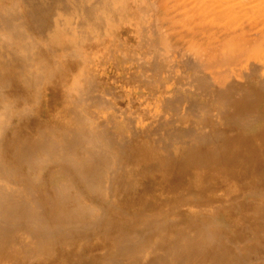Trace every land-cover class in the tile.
Segmentation results:
<instances>
[{"label":"bare ground","instance_id":"6f19581e","mask_svg":"<svg viewBox=\"0 0 264 264\" xmlns=\"http://www.w3.org/2000/svg\"><path fill=\"white\" fill-rule=\"evenodd\" d=\"M0 264H264V0H0Z\"/></svg>","mask_w":264,"mask_h":264},{"label":"rangeland","instance_id":"374dc122","mask_svg":"<svg viewBox=\"0 0 264 264\" xmlns=\"http://www.w3.org/2000/svg\"><path fill=\"white\" fill-rule=\"evenodd\" d=\"M165 47H166V46H165ZM167 47L169 48L168 45H167ZM167 47H166V48H167ZM170 47H172V46H170ZM168 48H167V51H168V52H166L165 54H168L169 51H170L171 53H173L172 50H170V48H169V50H168ZM171 49H172V48H171ZM174 49H175V48H173V51H175ZM163 51H164V50H163ZM119 59H121V58H119ZM119 59H118V60H119ZM113 63H114V62H112V61L109 62V63H107V64H106V68H108L107 71L109 72V74H111V73H112L113 75H114V73L117 74V76L114 75V76L117 77V78L115 77V78L117 79V82L114 83V87L116 86L117 89H116V88H114V89H115L116 91H118L120 94L123 93L124 91H125V92H124L123 94H126V93H127L126 90H128V91L130 92V94H128V97H130V98L132 97V98H131L132 101H136V100H137L136 95H138V94L141 93L142 91L139 90V89H137V92H136V90L132 89L133 84H132V86L130 87V86L128 85V83H126V84H122L123 82L121 83V82L119 81V78H122L121 76L124 77V76L127 75V74H128L129 76H130V74H131V76L133 75V72H132V71H134V69L131 68V67H129V66H130L129 64H130L131 62H127V64H125V65H124L123 62H122V64L124 65V66H123V65L121 64V60H119V61H117V63H116V66H117L116 68H117V69L114 67L115 63H114V64H113ZM118 64H119V65H118ZM120 64H121L123 67H122ZM126 65H127V66H126ZM128 65H129V66H128ZM109 66H110V67H109ZM119 66H120V67H119ZM127 67H128V68H127ZM111 68H112V69H111ZM114 68H115V69H114ZM121 68H123V69H121ZM126 68H127V69H131V70L133 69V70L129 72V70L126 71ZM113 70H114V71L116 70V71L114 72ZM111 71H112V72H111ZM110 72H111V73H110ZM122 72L125 73V74H123ZM113 75H110V76H113ZM152 77H153V78H152ZM155 77H156V76H154V74H153V75L151 74V78H152V79H154ZM151 78H150V80H152ZM118 83H119V85H121V86H120V89H119V87H118V86H119ZM117 85H118V86H117ZM124 86L126 87V89L124 88ZM122 87H123V88H122ZM121 88H122V90H121ZM149 88H150V87H149ZM149 88H148V87H145L144 90H143V92H145V95H146V96L149 94L148 97H150V92H151V89H152V88H150V89H149ZM148 89H149V90H148ZM148 91H149V92H148ZM131 92H132V93H131ZM131 94H132V95H131ZM133 97H134V98H133ZM144 97H145V96H144ZM144 97L141 98V100L143 99L142 101H144L145 98L147 99V97H145V98H144ZM150 99H151V98H150ZM136 102L139 103V100L136 101Z\"/></svg>","mask_w":264,"mask_h":264}]
</instances>
